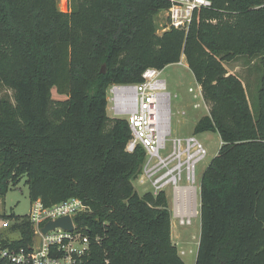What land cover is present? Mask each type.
I'll list each match as a JSON object with an SVG mask.
<instances>
[{
  "label": "trees",
  "instance_id": "trees-1",
  "mask_svg": "<svg viewBox=\"0 0 264 264\" xmlns=\"http://www.w3.org/2000/svg\"><path fill=\"white\" fill-rule=\"evenodd\" d=\"M208 1L187 29L158 33L170 0H69L68 11L0 0V88L11 90L0 96V197L24 179L30 201L81 199L89 211L75 222L91 238L81 264H185L167 192L137 193L144 150L125 149L128 123L106 111L111 85L182 56L208 105L193 134L221 142L200 180L195 264H264V0ZM239 56L259 58L256 101L225 67ZM4 217L19 235L1 234L0 250L30 244L27 217Z\"/></svg>",
  "mask_w": 264,
  "mask_h": 264
},
{
  "label": "built area",
  "instance_id": "built-area-1",
  "mask_svg": "<svg viewBox=\"0 0 264 264\" xmlns=\"http://www.w3.org/2000/svg\"><path fill=\"white\" fill-rule=\"evenodd\" d=\"M170 1L166 25L167 28L178 29L188 28L194 9L210 4L208 0ZM68 9L69 0L64 11ZM161 73L162 69L148 67L143 71L140 82L111 85L109 108L114 117L125 118L130 128L131 136L125 149L132 152L139 145L144 150V160L135 180L148 185L150 189L147 191L153 194L170 192L171 218L180 225H186L197 215L195 169L197 163L205 158L207 150L193 133L169 138V93ZM188 90L194 93V89ZM167 140L170 141L168 148ZM88 211L89 207L77 197L50 206L44 205L40 198L30 201L26 217L33 226L31 243L17 249H1L0 259L5 264H81L91 238L77 227L75 217ZM63 216L70 217L71 230L57 226L42 233L41 229L48 221ZM35 235L40 237L38 243ZM92 238L98 241L99 235Z\"/></svg>",
  "mask_w": 264,
  "mask_h": 264
},
{
  "label": "rangeland",
  "instance_id": "rangeland-1",
  "mask_svg": "<svg viewBox=\"0 0 264 264\" xmlns=\"http://www.w3.org/2000/svg\"><path fill=\"white\" fill-rule=\"evenodd\" d=\"M57 6L61 11H64L68 6V0H58ZM157 25V32L161 33L167 28V10L161 11L155 17ZM181 62V61H179ZM170 64L162 70L161 78L166 83V91L169 93V128L172 137H185L193 133V127L197 120L207 113V104H204L198 84L195 82L193 74L186 68L185 64L179 63ZM179 64V65H178ZM225 67L228 71H233L237 74L244 82L249 99H252L254 95V101L257 98V89L259 86L260 78V66L259 58H248L247 56H239L225 63ZM110 88V87H109ZM107 90V107L106 111L108 116H113L110 105L111 101L109 97L111 93ZM194 89L190 92L188 89ZM8 95L11 96V90L1 87L0 96ZM53 97L55 99L63 98L53 91ZM198 103V106L195 104ZM206 107V108H205ZM198 140L204 145L207 150V154L203 160L197 163L195 169L196 185L198 186L196 201H197V215L191 218L189 224L180 225L177 221L171 218V240L176 246L178 254L182 258L185 264H195V258L199 242L200 234V220L198 217L199 209V185L203 171L207 167L210 160L215 156L220 146V138L215 132H205L196 134ZM168 138V139H169ZM167 148L170 146V141H166ZM185 183L184 179L181 181ZM134 189L139 195L150 189L148 185H141L136 180L132 181ZM167 198L170 201V192H167ZM30 206V200L28 197L27 186L24 184L22 179L18 185L10 189L3 198L0 197V221L4 220L1 214L9 215L14 214L19 217H24L28 214ZM8 225L12 223L8 219ZM3 231L1 234L6 232L7 236L12 239L18 238V232H10L9 226L1 227ZM1 229V230H2Z\"/></svg>",
  "mask_w": 264,
  "mask_h": 264
},
{
  "label": "water",
  "instance_id": "water-1",
  "mask_svg": "<svg viewBox=\"0 0 264 264\" xmlns=\"http://www.w3.org/2000/svg\"><path fill=\"white\" fill-rule=\"evenodd\" d=\"M102 72L104 71L103 68L101 70ZM63 227L66 228L68 230L72 229V223H71V219L68 216H63V217H59L55 220H51L48 221L41 229L42 233H45L47 230L53 229L54 227ZM34 239L36 240V242L38 243L40 240V237L38 235L34 236Z\"/></svg>",
  "mask_w": 264,
  "mask_h": 264
},
{
  "label": "crops",
  "instance_id": "crops-1",
  "mask_svg": "<svg viewBox=\"0 0 264 264\" xmlns=\"http://www.w3.org/2000/svg\"><path fill=\"white\" fill-rule=\"evenodd\" d=\"M180 61H181L182 64H183V63L185 64L186 68H188L184 56L181 57ZM173 64H177V63H173ZM178 65H179V64H178ZM164 69H165V67H164L162 70H164ZM188 69H189V68H188ZM229 72H232V73H233V71H229ZM195 82H196V81H195ZM196 83H197V82H196ZM197 84H198V83H197ZM198 87H199V85H198ZM199 90H200V87H199ZM205 108H206V107H205ZM206 110L208 111V108H206ZM4 215H5V214H1V216H3V217H4ZM198 217H199V215H198ZM4 218H5V217H4ZM7 221H8L7 218L5 219V221H4V220L0 221V235H1V231H3V229H2L1 227H2V226H3V227L9 226L8 223H7ZM1 229H2V230H1ZM4 235H5V234H4ZM6 236H7V234H6ZM9 239H12V238H9Z\"/></svg>",
  "mask_w": 264,
  "mask_h": 264
}]
</instances>
